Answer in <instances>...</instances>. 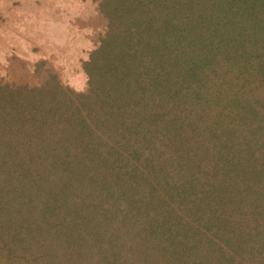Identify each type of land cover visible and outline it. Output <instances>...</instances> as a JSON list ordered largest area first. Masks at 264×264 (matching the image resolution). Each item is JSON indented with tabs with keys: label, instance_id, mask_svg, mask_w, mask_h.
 Returning a JSON list of instances; mask_svg holds the SVG:
<instances>
[{
	"label": "trees",
	"instance_id": "1",
	"mask_svg": "<svg viewBox=\"0 0 264 264\" xmlns=\"http://www.w3.org/2000/svg\"><path fill=\"white\" fill-rule=\"evenodd\" d=\"M82 22L83 87L0 75V264H264V0Z\"/></svg>",
	"mask_w": 264,
	"mask_h": 264
},
{
	"label": "rangeland",
	"instance_id": "2",
	"mask_svg": "<svg viewBox=\"0 0 264 264\" xmlns=\"http://www.w3.org/2000/svg\"><path fill=\"white\" fill-rule=\"evenodd\" d=\"M94 1L0 0V75L17 79L24 72L21 63L32 69L49 57L64 82L83 87L78 62L92 42L81 25L93 16Z\"/></svg>",
	"mask_w": 264,
	"mask_h": 264
}]
</instances>
